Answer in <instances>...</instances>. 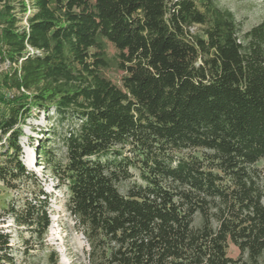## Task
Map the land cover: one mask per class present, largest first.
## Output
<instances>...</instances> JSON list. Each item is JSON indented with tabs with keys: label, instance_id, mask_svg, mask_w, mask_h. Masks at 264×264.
Instances as JSON below:
<instances>
[{
	"label": "trees",
	"instance_id": "obj_1",
	"mask_svg": "<svg viewBox=\"0 0 264 264\" xmlns=\"http://www.w3.org/2000/svg\"><path fill=\"white\" fill-rule=\"evenodd\" d=\"M17 3L0 0L4 83L18 93L0 116V183L36 188L5 208L17 227L41 242L51 224L20 138L34 109L53 111L72 122L66 162L45 145L40 158L68 191L89 264H261L264 20L243 33L218 0ZM108 45L122 87L103 74ZM5 221L0 264H14Z\"/></svg>",
	"mask_w": 264,
	"mask_h": 264
},
{
	"label": "rangeland",
	"instance_id": "obj_2",
	"mask_svg": "<svg viewBox=\"0 0 264 264\" xmlns=\"http://www.w3.org/2000/svg\"><path fill=\"white\" fill-rule=\"evenodd\" d=\"M12 1L18 5L17 2L20 0ZM218 5L222 9L230 10L236 16L241 23L243 33L264 20V0H218ZM23 25H26L25 21ZM198 31L199 27L192 29L193 33ZM108 62L109 66L103 69L104 76L122 87L126 73L120 68L118 53L112 45H108ZM11 72L8 62L0 61V116L8 113L4 100L12 99L18 94L4 83V78ZM71 125L72 122L69 121L64 127H59L53 111L43 113L36 109L33 110L32 117L23 125L24 135L20 138V146L23 150L22 161L38 178L43 190L51 195L49 200L51 224L43 241L31 239L23 228L17 227L8 217L5 208L22 206L23 199L34 198L36 188L26 185L21 190L15 191L5 188L0 183V221L6 220L1 227L11 235L14 264H89L90 246L70 213L68 191L51 173L48 163L41 161L39 153V149L45 145L49 151L54 152L57 159L66 162L62 135L67 133ZM57 130L59 134L54 135V131ZM258 166L263 168L264 162L259 163ZM126 189L127 186H124L122 191ZM198 222L199 217H197ZM227 254L233 259H238L240 256L239 249L232 243L228 245ZM261 264H264V257L261 259Z\"/></svg>",
	"mask_w": 264,
	"mask_h": 264
}]
</instances>
